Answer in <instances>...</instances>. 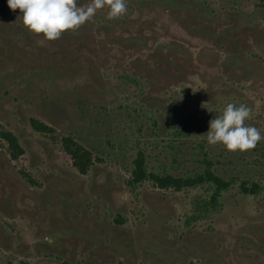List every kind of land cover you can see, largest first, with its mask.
<instances>
[{
    "label": "rangeland",
    "instance_id": "374dc122",
    "mask_svg": "<svg viewBox=\"0 0 264 264\" xmlns=\"http://www.w3.org/2000/svg\"><path fill=\"white\" fill-rule=\"evenodd\" d=\"M107 11L48 41L0 0V264H264V0ZM227 103L253 149L207 144Z\"/></svg>",
    "mask_w": 264,
    "mask_h": 264
},
{
    "label": "clouds",
    "instance_id": "9594fccd",
    "mask_svg": "<svg viewBox=\"0 0 264 264\" xmlns=\"http://www.w3.org/2000/svg\"><path fill=\"white\" fill-rule=\"evenodd\" d=\"M6 3L10 10H20L22 24L29 32L42 34L48 41L60 38L65 31L79 30L99 9H108L109 20L126 12V0H89L86 5H80L78 0H6ZM250 116L251 109L246 105L227 103L222 113L209 121L207 144H221L230 152L253 149L262 136L256 127L245 124Z\"/></svg>",
    "mask_w": 264,
    "mask_h": 264
},
{
    "label": "trees",
    "instance_id": "16d2710c",
    "mask_svg": "<svg viewBox=\"0 0 264 264\" xmlns=\"http://www.w3.org/2000/svg\"><path fill=\"white\" fill-rule=\"evenodd\" d=\"M34 126L36 129H38L40 131H44V129H46V126L40 122H34ZM4 135H5V138L11 144L17 145L16 139L14 138V136L12 134L5 133ZM64 143H65V147H66L67 152L75 160L76 166L80 169L81 172H85L86 171L85 164H83L82 162H79V157H80V155H82V147L79 144H76L70 138H66ZM136 168H137V170H135V172H134L135 176H141L144 174L141 160H139L137 162ZM208 176H211V180L215 184L219 185L222 188L226 187V184L223 183L221 180H219L214 174L210 173V174H208ZM153 177L163 187H168V186L169 187H171V186L181 187L185 183H186V185H189V183H191L190 180L183 181V180H181L179 178H175L171 175H167L166 177H158V176L154 175Z\"/></svg>",
    "mask_w": 264,
    "mask_h": 264
}]
</instances>
